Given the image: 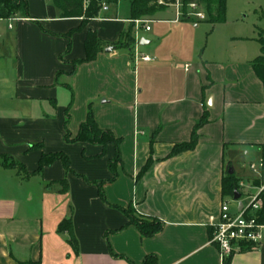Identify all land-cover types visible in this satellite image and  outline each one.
I'll list each match as a JSON object with an SVG mask.
<instances>
[{
  "label": "crops",
  "instance_id": "1",
  "mask_svg": "<svg viewBox=\"0 0 264 264\" xmlns=\"http://www.w3.org/2000/svg\"><path fill=\"white\" fill-rule=\"evenodd\" d=\"M27 2L29 18L0 19V156L30 174L0 167V264H143L149 256L157 264H225L210 224L228 199L223 180L230 170L236 178L227 152L264 158V86L251 67L262 29L223 40L214 57L194 65L161 55L147 63L137 58L147 56L142 48L152 37L130 15L101 11L81 31L83 19H63L52 0ZM175 20L168 8L147 22L178 27L188 41L185 25L193 20ZM131 29L134 44L126 49ZM88 30L104 51L75 71ZM72 100L73 139L91 109L98 127L121 140L114 181V146L103 155L101 146L65 142ZM205 112L209 123L195 149L173 155L190 143ZM43 153L66 155L72 172L55 162L35 174ZM260 184L257 177L247 196ZM129 209L162 222V233L142 238L128 226ZM70 218L77 251L58 231ZM228 260L264 264V242Z\"/></svg>",
  "mask_w": 264,
  "mask_h": 264
},
{
  "label": "trees",
  "instance_id": "2",
  "mask_svg": "<svg viewBox=\"0 0 264 264\" xmlns=\"http://www.w3.org/2000/svg\"><path fill=\"white\" fill-rule=\"evenodd\" d=\"M56 9L60 11L61 17L63 19H72V18H81L83 19V24L79 30L84 31L89 22L93 19H96L102 9L103 5H107L108 7H117L121 2H128L130 7V18L131 20L138 21H148L156 14L163 12L177 4L180 3L182 11L184 15L186 14V10H189L190 5H198L203 6L205 9V15L208 16V20L213 25L223 24L227 19V4L226 0H103L102 3H99L97 0H88L89 5L85 6L86 0H52ZM21 16L23 18H29V5L27 0H0V19H9L15 16ZM183 21H191V19H183ZM70 37V36H68ZM256 41L260 46V55L256 58L252 63L251 67L255 74V76L259 79V81L264 86V29H258ZM134 44L133 39V30L127 33L125 36V48L130 49ZM85 50L86 57L83 60H79L73 63L74 70L76 71L81 65L88 64L94 62L99 54L104 51V45L101 43L97 35L88 30L87 37L85 41ZM71 75H74L72 73ZM73 105V100L71 104L68 106L66 111V124H65V142L68 144L72 143H84L91 144L95 146H101L103 148V155L108 146H114L116 149V155L113 160L109 162V168L113 173L114 181L117 178L116 167L121 162L120 155V145L121 140L118 139L113 132L109 130H102L98 127L94 115L89 110L87 115V119L85 123H83L80 127L79 133L76 138H72L71 133L69 131L70 124V110ZM209 123V115L207 112L204 113L202 119L195 126V130L193 132L190 143L181 144L175 147L173 151V155H177L182 152L192 151L195 149L198 141V131L201 127L207 125ZM34 148V147H33ZM38 148V147H37ZM55 162H61L65 168L67 173H71V163L69 158L62 154H45L43 153L41 159L39 161V166L37 172L35 174H40L42 171L54 164ZM0 167L4 169H18L22 171L27 176L25 169L22 168L14 159L7 156H0ZM148 167V165H147ZM105 183L100 184V186ZM237 190L240 194V183L235 178V175H228L223 180V197L225 198H233L234 192ZM101 197L104 199V193L101 189ZM105 200V199H104ZM129 223L128 226L135 227L142 238H155L160 235L164 229V225L162 222L156 219H148L138 216L133 209H129L125 211ZM260 222L264 224V196H263V207L260 212ZM59 233H68L70 236V245L77 251L78 244L75 239L73 230H72V219H68L63 222L58 229ZM249 248H244L243 251ZM33 264V263H31ZM143 264H157V259L155 256H149ZM225 264H230V260L226 261Z\"/></svg>",
  "mask_w": 264,
  "mask_h": 264
},
{
  "label": "rangeland",
  "instance_id": "3",
  "mask_svg": "<svg viewBox=\"0 0 264 264\" xmlns=\"http://www.w3.org/2000/svg\"><path fill=\"white\" fill-rule=\"evenodd\" d=\"M227 4V19L223 24L213 25L209 22L208 16L206 21L199 22L192 18L191 22L186 23L185 39H179V28L173 26H160L155 23H150L147 27L151 32L146 33V29L140 30L144 36L152 37L150 45L142 48L146 51L147 57L154 58L158 55L163 56L165 62L176 63V57H180L181 63H189L194 65L200 61H205L207 58L214 57L216 48L220 46L223 40H228L237 35H248L254 31V27L264 29V0H226ZM111 11L119 12V17H129L130 7L128 2H122L117 7H109ZM176 10L174 6L169 8ZM200 13L205 14L203 6H199ZM188 14L189 10L185 11ZM172 13V12H171ZM174 16V12L172 13ZM177 28V29H176ZM189 28V29H188ZM258 33V29H257ZM180 63V62H179ZM233 150L227 152V159L233 163V169L236 171V178L239 183L242 181L244 187L240 188L243 193L241 201L248 204L247 194L251 190L253 181L257 178L250 171V163H258L261 159L260 154L246 155L245 152L239 151L236 153L233 160ZM241 180V181H240ZM254 185H259L255 183ZM255 193V192H254ZM230 204L232 212L236 213V204L233 198L226 200Z\"/></svg>",
  "mask_w": 264,
  "mask_h": 264
},
{
  "label": "built area",
  "instance_id": "4",
  "mask_svg": "<svg viewBox=\"0 0 264 264\" xmlns=\"http://www.w3.org/2000/svg\"><path fill=\"white\" fill-rule=\"evenodd\" d=\"M89 5V1H85V6ZM176 9V22H180L186 16V19H197L199 22L206 21V15L200 13L198 5H190L189 12L184 15L181 5L177 2L174 5ZM101 11L108 12L109 7L103 5ZM11 21H16L13 18ZM137 27H142L146 31H150L147 27L149 24L147 21L138 20L134 22ZM10 28H12L10 26ZM137 60L150 63L152 59L147 56L138 57ZM189 66L185 67L188 71ZM250 171L259 177L261 184L255 189V193L248 196V204L246 205L243 201V207L239 208V202L236 204V213L234 214L230 208V204L225 202L221 205L220 215L216 221L211 218V228L213 231V236L211 243L215 245L221 258L224 262L228 260L234 254L240 253L244 248L255 249L259 247L264 242V224L260 222V212L263 207V196H264V158L260 159L258 163L253 162L249 166ZM244 185L240 184V188Z\"/></svg>",
  "mask_w": 264,
  "mask_h": 264
},
{
  "label": "water",
  "instance_id": "5",
  "mask_svg": "<svg viewBox=\"0 0 264 264\" xmlns=\"http://www.w3.org/2000/svg\"><path fill=\"white\" fill-rule=\"evenodd\" d=\"M97 1L99 3H102L103 2V0H97ZM141 45L142 46H145V45H147V43L146 42H142ZM110 52H112V49L107 50V53H110ZM233 174L234 173H233L232 170H230L229 173H228V175H230V176H232ZM241 197H242L241 194L237 190H235L234 196H233V200L235 202H239L241 200ZM242 207H243V203L242 202H239V208L241 209Z\"/></svg>",
  "mask_w": 264,
  "mask_h": 264
}]
</instances>
